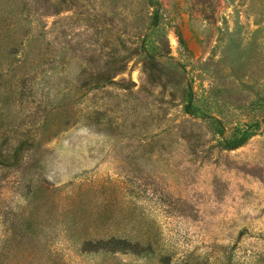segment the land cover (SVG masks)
Here are the masks:
<instances>
[{
  "label": "rangeland",
  "instance_id": "rangeland-1",
  "mask_svg": "<svg viewBox=\"0 0 264 264\" xmlns=\"http://www.w3.org/2000/svg\"><path fill=\"white\" fill-rule=\"evenodd\" d=\"M0 264H264V0H0Z\"/></svg>",
  "mask_w": 264,
  "mask_h": 264
}]
</instances>
